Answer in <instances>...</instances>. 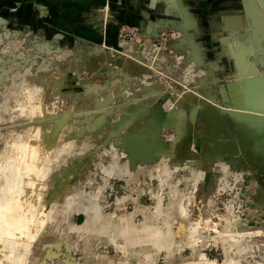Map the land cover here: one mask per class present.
<instances>
[{
    "label": "rangeland",
    "instance_id": "rangeland-1",
    "mask_svg": "<svg viewBox=\"0 0 264 264\" xmlns=\"http://www.w3.org/2000/svg\"><path fill=\"white\" fill-rule=\"evenodd\" d=\"M97 1L0 0V264H264V0Z\"/></svg>",
    "mask_w": 264,
    "mask_h": 264
},
{
    "label": "bare ground",
    "instance_id": "bare-ground-1",
    "mask_svg": "<svg viewBox=\"0 0 264 264\" xmlns=\"http://www.w3.org/2000/svg\"><path fill=\"white\" fill-rule=\"evenodd\" d=\"M256 2L258 1H253L251 6L248 7V11L250 12V14L252 15L253 19H255V24L257 26H259V22H260V18H263L262 20L264 21V15H263V11L260 12V9L258 7V5L256 4ZM264 2V1H263ZM264 4V3H263ZM263 9V7H262ZM261 9V10H262ZM259 18V20H258ZM264 30V29H263ZM245 39V38H244ZM248 39V37H247ZM241 40V39H240ZM264 40V32L263 31H257L256 32V35L253 36L251 38V44H260L262 43V41ZM251 46V45H250ZM264 47V46H262ZM249 48V47H248ZM258 52H264V49L260 48L258 49ZM242 56V55H241ZM52 66V65H50ZM56 68V67H55ZM86 69V68H85ZM248 78V79H247ZM239 82L235 83V84H232L230 87L232 90H235L238 89L241 91L240 93L242 94V106L245 110H247L248 112L252 113L253 115H251V118L253 119L252 121L258 124H261L264 126V74L262 75L261 72L257 71V70H252L248 73V75H246V79L242 78V80H238ZM29 90V89H28ZM238 97V96H237ZM242 113V112H241ZM246 113V112H245ZM244 114V113H243ZM248 116V115H247ZM245 117V116H244ZM242 118V117H241ZM246 119V118H245ZM244 119V120H245ZM244 123V121H243ZM248 123V122H247ZM262 128V126H261ZM264 128V127H263ZM248 139V137H247ZM249 141V140H248ZM21 149V148H20ZM260 153V152H259ZM264 164V163H263ZM15 204V203H14ZM23 204V203H22ZM12 205V204H11ZM16 206V205H14ZM22 207V206H21ZM25 207V206H24ZM11 208V207H10ZM9 209V208H8ZM13 209V208H12ZM15 209V208H14ZM17 209V208H16ZM25 209V208H24ZM26 210V209H25ZM25 210H24V213H25ZM7 211V209H6ZM9 211V210H8ZM11 211V210H10ZM13 212V211H12ZM27 210V213L25 214H29ZM32 212V211H31ZM7 214V213H6ZM20 214V212H19ZM32 214V213H30ZM5 216V215H4ZM7 216V215H6ZM31 216V215H30ZM34 216V215H33ZM2 218V216H1ZM26 218H29L28 216ZM24 219V218H23ZM30 219V218H29ZM2 220V219H1ZM4 220V219H3ZM6 220V219H5ZM4 220V221H5ZM28 220V219H27ZM20 219H16V214L15 213H12V215L8 216L7 217V224H6V227L8 226V228H10V224H12V226H20L21 223L19 222ZM2 222V221H1ZM25 222V221H24ZM193 222V221H192ZM26 223V222H25ZM28 223V222H27ZM3 224V223H2ZM192 224V223H191ZM1 225V224H0ZM198 226V225H197ZM189 227V226H187ZM196 227V226H194ZM199 227V226H198ZM7 228V229H8ZM1 229H2V226H1ZM15 229V228H14ZM20 229V228H19ZM187 229V228H185ZM17 230V229H16ZM225 230V229H224ZM188 231V230H186ZM192 231V230H191ZM196 232V231H195ZM10 234V233H9ZM187 234V233H186ZM192 234V233H191ZM189 236V235H188ZM194 236V235H192ZM197 236V235H195ZM20 239V237H19ZM18 239V240H19ZM22 240V239H21ZM1 243V242H0ZM2 250V249H1ZM3 253V251H2ZM12 256V255H11ZM11 256H10V259H11ZM7 258V257H6ZM11 261V260H9ZM7 262V261H6ZM9 263V262H7ZM6 263V264H7ZM11 264V263H9Z\"/></svg>",
    "mask_w": 264,
    "mask_h": 264
},
{
    "label": "crops",
    "instance_id": "crops-1",
    "mask_svg": "<svg viewBox=\"0 0 264 264\" xmlns=\"http://www.w3.org/2000/svg\"><path fill=\"white\" fill-rule=\"evenodd\" d=\"M97 0H40V3L52 8L54 5L58 14L59 20H65L67 23L76 24L80 16H82V10L86 11L88 8L95 5ZM85 13V12H84ZM87 14V12H86ZM89 14V13H88ZM92 17L91 15H89Z\"/></svg>",
    "mask_w": 264,
    "mask_h": 264
},
{
    "label": "water",
    "instance_id": "water-1",
    "mask_svg": "<svg viewBox=\"0 0 264 264\" xmlns=\"http://www.w3.org/2000/svg\"><path fill=\"white\" fill-rule=\"evenodd\" d=\"M249 35H245V36H239L240 39H243V38H247ZM236 40V38H234ZM254 46V44H252ZM159 114H162V112H160ZM163 116H160V122L158 123V125H162L163 121H164V118L166 117L164 114H162ZM200 140V139H199ZM198 143H200V141H198ZM199 148V147H198ZM199 150V149H198Z\"/></svg>",
    "mask_w": 264,
    "mask_h": 264
}]
</instances>
